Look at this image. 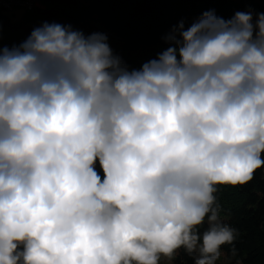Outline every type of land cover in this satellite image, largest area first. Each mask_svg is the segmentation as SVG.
<instances>
[{
  "label": "clouds",
  "instance_id": "obj_1",
  "mask_svg": "<svg viewBox=\"0 0 264 264\" xmlns=\"http://www.w3.org/2000/svg\"><path fill=\"white\" fill-rule=\"evenodd\" d=\"M163 40L138 69L71 25L0 44V264H217L233 244L215 194L264 166V13Z\"/></svg>",
  "mask_w": 264,
  "mask_h": 264
},
{
  "label": "trees",
  "instance_id": "obj_2",
  "mask_svg": "<svg viewBox=\"0 0 264 264\" xmlns=\"http://www.w3.org/2000/svg\"><path fill=\"white\" fill-rule=\"evenodd\" d=\"M43 4L16 20L9 16L13 13L0 9V44L19 45L45 22L71 25L85 35L106 34L114 54L134 69L166 50L163 37L181 21L187 28L210 9L224 19L238 11H251L254 19L264 13V0H43ZM96 170L103 177L98 162ZM215 195L220 218L237 232L232 245L221 246L226 264H264V166L246 185L218 186ZM174 264L193 260L181 249Z\"/></svg>",
  "mask_w": 264,
  "mask_h": 264
},
{
  "label": "built area",
  "instance_id": "obj_3",
  "mask_svg": "<svg viewBox=\"0 0 264 264\" xmlns=\"http://www.w3.org/2000/svg\"><path fill=\"white\" fill-rule=\"evenodd\" d=\"M39 7H43V0H0V9L8 12H27Z\"/></svg>",
  "mask_w": 264,
  "mask_h": 264
},
{
  "label": "rangeland",
  "instance_id": "obj_4",
  "mask_svg": "<svg viewBox=\"0 0 264 264\" xmlns=\"http://www.w3.org/2000/svg\"><path fill=\"white\" fill-rule=\"evenodd\" d=\"M11 13H13L14 15H11L9 13L8 14L11 17L12 20H16V19L20 18L21 15H22V11H20V10H15V11H13ZM160 264H174V260L173 261H168L166 258H162L161 261H160ZM217 264H226V259L224 257H222V255H221L220 259L217 261Z\"/></svg>",
  "mask_w": 264,
  "mask_h": 264
}]
</instances>
